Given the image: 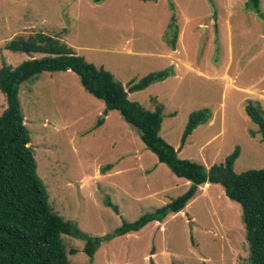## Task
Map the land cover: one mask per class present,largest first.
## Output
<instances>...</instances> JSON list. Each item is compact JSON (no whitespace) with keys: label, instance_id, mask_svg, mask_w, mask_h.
Listing matches in <instances>:
<instances>
[{"label":"rangeland","instance_id":"1","mask_svg":"<svg viewBox=\"0 0 264 264\" xmlns=\"http://www.w3.org/2000/svg\"><path fill=\"white\" fill-rule=\"evenodd\" d=\"M172 15L175 49L163 38ZM38 31L109 70L125 89L171 65L172 75L128 98L149 110L162 105L160 135L175 149L190 112L211 110L179 157L208 168L239 146L234 171L264 167V143L244 110L248 99L264 110V0L259 11L245 0H0V68L40 56L4 47ZM18 97L52 210L102 240L90 261L84 240L63 234L66 250L77 249L68 253L69 264H250L242 208L217 183L200 185L182 210L161 222L104 238L123 220L181 194L189 181L159 162L117 110L106 112L75 72H41L20 84ZM5 106L0 91V114ZM99 119L104 122L96 125ZM107 163L112 167L101 173Z\"/></svg>","mask_w":264,"mask_h":264},{"label":"trees","instance_id":"2","mask_svg":"<svg viewBox=\"0 0 264 264\" xmlns=\"http://www.w3.org/2000/svg\"><path fill=\"white\" fill-rule=\"evenodd\" d=\"M92 1L99 3L103 0ZM259 3L260 0H245V6L256 11H259ZM177 35L178 26L172 15L163 35L164 41L172 49H175ZM4 47L14 52L37 53L40 56L25 59L15 67L2 64L0 68V91L6 100L0 114V264H69L68 253L74 254L77 249L71 247L66 250L63 234L84 240L83 251L92 261L102 241L52 210L47 191L36 173V161L28 145L30 139L20 109L18 93L22 82L34 79L44 71L66 70L75 72L83 88L103 101L106 112L117 110L138 132L145 147L159 162L164 163L177 177L189 181L188 188L181 194L135 220H123L104 238L136 232L152 221L161 222L168 215L182 210L196 194L199 185L217 183L222 186L225 195L242 208L249 244V263L264 264V167L234 171L239 146L234 147L222 162L213 163L208 168L192 159L179 157L178 151L188 136L199 124L209 120L211 110L203 107L190 112L180 136L179 148L175 149L160 135L162 105L157 104L154 110H149L128 98V92L142 90L172 75L171 65L151 71L137 81H130L125 89L109 70L86 61L71 46L42 31L26 37H13ZM244 110L257 125L264 143V110L258 101L252 99L246 101ZM103 122L104 119H99L96 125ZM250 133L254 135L253 131ZM111 167L112 164L107 163L100 167V172L105 173ZM105 204L118 213V206L109 197L105 198Z\"/></svg>","mask_w":264,"mask_h":264},{"label":"crops","instance_id":"3","mask_svg":"<svg viewBox=\"0 0 264 264\" xmlns=\"http://www.w3.org/2000/svg\"><path fill=\"white\" fill-rule=\"evenodd\" d=\"M204 185H209V183H206V184H204ZM200 186V185H199ZM199 186H198V188H199Z\"/></svg>","mask_w":264,"mask_h":264},{"label":"water","instance_id":"4","mask_svg":"<svg viewBox=\"0 0 264 264\" xmlns=\"http://www.w3.org/2000/svg\"><path fill=\"white\" fill-rule=\"evenodd\" d=\"M28 145H29V143H28ZM150 260H151V258H150ZM151 264H153L152 260H151Z\"/></svg>","mask_w":264,"mask_h":264}]
</instances>
